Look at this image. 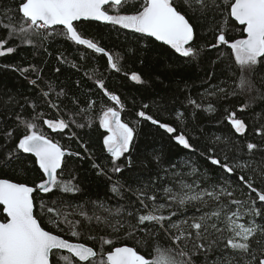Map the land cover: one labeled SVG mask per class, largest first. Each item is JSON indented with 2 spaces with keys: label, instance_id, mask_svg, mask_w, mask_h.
<instances>
[{
  "label": "snow or ice",
  "instance_id": "snow-or-ice-1",
  "mask_svg": "<svg viewBox=\"0 0 264 264\" xmlns=\"http://www.w3.org/2000/svg\"><path fill=\"white\" fill-rule=\"evenodd\" d=\"M16 11L22 17L18 23H13L14 17L8 15L13 12L11 7L4 10L8 22L0 19V28L7 32L0 39V57L13 54L22 46L47 53V45L61 38L104 54L109 67L119 72L122 54L106 51L79 31L80 23L98 21L155 38L193 61H198L206 48L219 49L223 45L231 49L235 67L229 64L224 71L232 79L205 89L199 103L189 97L194 110L214 113V101L243 97L244 103L237 109L243 112L257 100H264V0H21ZM230 20L243 26L244 38L231 42L226 38ZM197 21L209 23L208 31L215 43L197 47ZM12 41L18 42L16 46H9ZM226 55L221 52L212 62L213 67ZM58 59L79 70L75 60L69 61L63 53ZM10 67L35 72L33 85L42 78V69L36 65ZM131 79L144 82L137 73ZM75 83L79 88L80 81ZM94 83L116 105L103 108L99 117L100 127L108 133L103 146L110 154L112 166L106 171L100 164L92 163L96 175L109 180L111 196L77 199L83 193L78 177L65 179L62 169L66 156L81 154L66 150L46 136L37 123L44 114L35 111V101H28L35 114L30 118L16 115V128L4 132L6 142L11 141L17 129H23V134L14 148L0 157V163L8 167L19 161L22 153L32 154L43 178L34 184L0 178V206L6 214L0 221V264H264V143L248 142L245 154L238 144L215 137L199 155L222 169L225 175L221 176H213L190 156L166 162L161 155H153L152 175L137 176L131 183L113 180L112 174L133 167L131 152L136 127L121 119L123 102L108 91L104 80L96 78ZM46 87L48 91H42V95L55 96L50 107L63 111L61 98H66L76 111H69L67 120L47 119L44 124L57 132L73 125L91 127L95 100L89 97L84 102L86 106L81 107L75 94L69 96L63 88L56 91L51 82ZM13 99L5 101V105ZM237 111H230L226 119L236 133L243 135L248 125L237 118ZM136 115L175 134L173 138L179 146L197 153L187 132L178 133L176 127L144 110ZM176 115L183 123L184 113ZM255 133L264 138V125ZM220 143L226 148H220L218 153ZM229 152L235 153L231 161ZM254 152L260 154L258 162ZM122 157L124 163H117ZM237 171L238 180L248 192L233 184L231 174ZM129 240L132 245L126 242ZM150 242L152 251H144Z\"/></svg>",
  "mask_w": 264,
  "mask_h": 264
},
{
  "label": "trees",
  "instance_id": "trees-1",
  "mask_svg": "<svg viewBox=\"0 0 264 264\" xmlns=\"http://www.w3.org/2000/svg\"><path fill=\"white\" fill-rule=\"evenodd\" d=\"M20 3L21 0H0V19L5 23L8 22L4 10L11 7L13 12L8 15L14 17L13 23H18L22 19L19 12L16 11ZM127 10L125 9V11ZM209 26L207 21L196 22L197 47L215 43L213 34L208 31ZM78 28L85 38L93 39L106 51L122 54L121 70L117 72L109 67L105 55L61 38H56L47 45V53L43 49L37 50L22 46L18 47L15 53L0 57V157L5 151L14 148L23 134V129L14 131L10 142H6L4 132L9 128H16L15 117L18 113L29 118L34 116V110L29 107L28 101H35L37 104L35 111L44 114L43 118L37 121L38 127L46 136L54 142H58L66 150L81 154L80 157L66 156L62 169L63 178L68 179L73 175L78 177L83 193L77 199L111 196L108 191L109 180L104 176H97L92 163L94 161L100 164L106 171L112 166L110 154L103 146V138L108 133L100 127L99 117L103 108L116 105L95 85L96 78L104 80L108 91L120 97L124 105L121 119L136 127V137L131 152L133 167L125 168L122 173L112 174L113 180L120 179L131 183L137 176L152 175L154 171V164L151 162L153 155H161L166 162L190 156L202 168H208L213 176H221L225 175L222 169L211 165L199 155L200 152H204L207 147L211 146L215 137L227 138L230 144L233 142L238 144L245 154L248 142L264 143V138L255 133L256 128L264 125V100H257L252 107L243 112L237 111L239 105L244 103L243 97H230L226 100L214 101L216 106L214 113H208L203 109L194 110L193 106L188 103L189 97L196 99L199 103L201 101L200 94L204 93L205 89L211 85L221 84L225 79H232L224 71L229 64H232L233 68L235 67L231 49L227 46L222 45L219 49L206 48L201 53L200 59L193 61L182 57L169 45L138 33H132L129 30L120 29L119 26L83 22L79 24ZM6 35V30L0 28V39L5 38ZM245 36L243 27L230 20L226 38L231 42ZM17 43V41H12L9 46H16ZM129 50L134 51L130 52ZM221 52L227 54L226 58L213 67L212 62ZM61 53L69 61L75 60L79 70L72 68L70 64L61 63L58 59ZM81 56L84 58L81 59ZM30 64L42 69L40 74L42 78L37 80V85L31 83L37 78L35 72L31 70L20 72L10 67L15 65L17 68H27ZM56 68H60V71L56 72ZM86 72L89 74L88 76L85 75ZM133 73L139 74L144 82L133 81L131 79ZM89 76L92 79H89ZM210 76L211 79H209ZM256 79L259 81V77ZM76 81H80L79 88H77ZM49 82L56 91L63 88L69 96L75 94L79 97L81 107L86 106L84 102L89 97L97 102L92 113L91 127L78 128L73 125L62 132H57L43 123V120H55L61 117L67 120V113L76 111L66 98H61L63 111L49 106V102L55 100V96L46 98L42 95V91H48L46 85ZM223 86L228 87L227 84ZM10 98L14 99L6 106L5 101ZM206 103L207 101H205ZM145 104L149 105L146 109L143 108ZM64 105H67V108ZM141 110L161 122L176 127L178 133L180 131L187 132L192 137L191 142L197 148V153H189L188 150L179 146L173 138L175 134H168L150 121L138 117L136 113ZM194 111L195 116H193ZM230 111H237V118L243 119L248 125L243 135L236 133L226 119ZM177 112L184 113L183 123L177 119ZM78 122L83 121L78 120ZM85 147L87 151H85ZM220 148H226V145L223 143L217 145L218 153ZM228 155L231 161L235 153L229 152ZM253 156L258 162L260 154L254 152ZM117 163L123 164L124 158L122 157ZM145 164L148 166L145 167ZM239 174V171L231 174V180L239 189L248 192L247 187L238 180ZM0 178L34 184L40 182L43 174L36 164L35 157L22 153L19 161L13 162L8 167L0 163ZM252 195L255 198V194ZM4 218L0 207V220L2 221ZM126 242L129 245L133 244L131 240ZM163 243L165 242L161 241V244ZM144 251H152L151 242L145 246Z\"/></svg>",
  "mask_w": 264,
  "mask_h": 264
},
{
  "label": "water",
  "instance_id": "water-1",
  "mask_svg": "<svg viewBox=\"0 0 264 264\" xmlns=\"http://www.w3.org/2000/svg\"><path fill=\"white\" fill-rule=\"evenodd\" d=\"M89 22H97V23H101V24H106V23H104V22H98V21H89ZM235 23H237L238 25H239V23L238 22H235ZM240 27H243L242 25H239ZM245 35H246V33H245ZM148 38H151V39H153V40H155V38H152V37H148ZM155 41H157V40H155ZM157 42H161V41H157ZM161 43H163V42H161ZM164 44V43H163ZM93 51V50H92ZM94 52V51H93ZM96 53V52H95ZM99 54H102V53H99ZM104 55V54H103ZM146 120V119H145ZM32 155V154H31ZM33 156V155H32ZM59 171V170H58ZM1 208H2V206H0ZM3 215L4 216H6V214L5 213H3ZM1 221V220H0Z\"/></svg>",
  "mask_w": 264,
  "mask_h": 264
}]
</instances>
